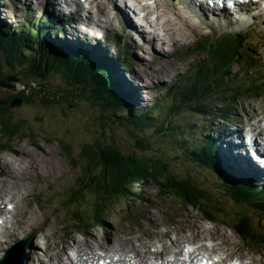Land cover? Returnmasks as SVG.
Segmentation results:
<instances>
[{
  "label": "rangeland",
  "instance_id": "obj_1",
  "mask_svg": "<svg viewBox=\"0 0 264 264\" xmlns=\"http://www.w3.org/2000/svg\"><path fill=\"white\" fill-rule=\"evenodd\" d=\"M24 1H26V3L29 2V0H0V24L10 27L12 32L17 33L22 31L19 27L22 25L23 21L27 19V15L29 14H34L36 16L43 15L57 23V20L54 18V12L56 10V12L61 13L60 6L53 8V6L51 7L47 3L39 8V5H36L39 4L38 1L30 0V4L27 3L31 7L30 8L26 5L24 6ZM78 1L82 3V0ZM154 1L162 0H153L152 5ZM81 5H86L87 7L82 11V16L85 17L87 14L91 15V18L95 19L97 22L89 26L85 25L87 30L83 33H87L86 37L81 39L82 42L78 45L67 43V35L69 37V33H63L62 27V32L58 34L59 37L53 34L52 29H49V38L56 42H61L68 47H72L73 49H77L78 51L82 50L88 54L94 52L97 56L106 58L108 62L115 67L120 79L121 75L127 80L130 79L128 84L133 86L132 88L136 90L133 94V96H135L133 101L140 103V105H134L137 109L150 107L153 102L163 100L164 96L168 94L173 85L185 78L187 74L193 70L192 64L196 62V60L204 58L201 57L198 52L193 53V48L200 39L218 43L220 39L224 37V34L228 32L242 36V38L247 37V43L244 49L250 51L254 50L251 54L257 62L254 66L246 65L244 57L240 56L239 62L236 63L238 60H235L234 66L229 71L230 74H232V78L236 80L237 85H241L248 89L254 86L255 81L259 80L260 84L257 86L259 90L252 89L247 93L244 92L240 96L239 107L233 109L234 114L231 115L230 118H225L222 121L219 120L217 118L218 116L215 114L205 117L200 113L184 112L179 115L178 124H172L165 135H162L161 132H156L155 128H148L144 131L138 130L137 134H139V136L148 138L150 146L145 149L137 144L135 137L131 133L132 127L106 123L103 117L106 115V112L103 111L100 106H95L89 101L82 99L80 90H74V94L68 92L67 89H71V87H68L66 81L60 74L53 75L51 79L44 84L37 81L38 85L35 91L32 92V89H26L21 83V79H25L21 68L16 71L10 70L5 64L0 70L4 72V77L0 81L5 79V75H16L20 79V84L16 83L19 89L18 92L0 87V99H6L13 94L19 93L21 90L29 92L28 94L32 92V97L34 99L31 102L22 100L20 105H11L8 109L9 115H11L14 120L23 123V134L25 133V135L20 134L16 136L10 144L8 143L9 145L7 147L9 150L0 152V186L2 182L6 180L0 187V194L4 195L6 192L11 191L14 193L12 197L13 201H16L17 195H22L23 197L20 198L18 202H15L17 208L14 206L15 204H9V202L0 205V210L3 209L5 211L7 208L12 210L10 211V215H6L8 221L6 222V226H9L11 231L14 230L12 232H15L12 244H7L5 249H3L4 246H2L0 260L15 246V244L27 238L30 240L26 245L25 253L21 256L15 254L19 257L15 264L34 263L30 260L31 258L33 260V257L36 258L33 252H36L35 245L38 246L37 242L40 244L38 249L41 248V254L45 252L50 253L47 255L51 260L48 261L47 264H84L85 260L83 259L82 252H84L83 246L86 245V242L90 243L88 247L89 253L92 255L98 253L97 256H99L100 253L102 254V256L98 258L100 262L112 264L113 261H115V264H120L121 262L126 263V261L128 263L130 260V262L139 264L134 256V251H127V249L124 250L120 248V245L132 246L130 244L131 241H133L139 251L141 249L144 250L143 245L145 243L148 244L149 252L153 257H148L147 260L151 259V261H146L145 263L157 264V260L160 262L163 261L158 251H164L168 248L171 249L169 253L164 252V254H167L164 256L166 262H168V260L174 261L176 258L180 259L182 253L186 254L185 244L194 242L197 235L200 234V236L204 237L203 240L195 242L197 246L201 245V253L217 252L224 258H227V260L239 258L246 262L252 260L254 262L253 264H264V242L249 248L244 244V239L241 235L225 223V221H227L229 224L234 220L236 222H241L244 213L247 212L248 216L251 217V220L248 219V221H251L250 224L254 223L253 227L256 228L255 233L257 236L261 237L264 235V213L254 211L248 207L240 208L235 198L231 196L228 197L229 192L227 191V184L220 179V174L214 170L215 167L213 169L205 168L197 161H194L191 155L188 154L191 151L189 148L192 144L195 145L200 143L201 146H204V140L207 141V143L209 142L206 135L208 133L212 134L214 136L212 144L216 150L215 158L216 161H218L220 170H228L229 168L233 173L239 172L240 175H243L244 171L237 170L234 165L227 163L223 156L227 157L228 155L223 154V152V156L221 155L218 150L215 136L220 135L221 138H226L224 146L228 151L230 149L228 147V140L230 138L233 142V147L229 151L230 154L241 157L245 162L247 161L245 155L248 151L246 150V143L245 140L244 142L242 141L238 131L234 129L242 128L244 134L243 138L245 139L251 125L256 126L253 129V133L261 131L260 129L262 126L257 121L261 120L264 126V20H256L257 17H253L256 12L262 14L264 11H260L258 7H253L251 12L237 15L236 17L238 18L242 16V18L246 19L243 21V24H247L251 20L253 21L252 24L245 26L243 29H241L242 27L240 26L242 23L240 25L236 24L231 26L232 24L229 22L230 27L223 24L222 28L219 27V22L217 20H212L214 26L213 30L202 27L200 28L201 32L191 34L189 44L176 45L170 42L169 45H166V50L161 51L162 48L157 46V41L154 42V45L146 44L144 49H132L129 41L130 36L137 42H142L143 36H139L137 31L130 32L127 29L124 30L123 24L117 19L115 20V30L109 28L111 27L109 26L110 18L115 15L114 13H116L117 6L124 5L123 1L88 0L87 3L83 2ZM36 7L38 9H35ZM109 10L112 11L110 18L108 16ZM136 10L138 9L136 8ZM228 12L217 11L216 14L221 15ZM209 15L212 14L210 13ZM58 17L61 18L62 15L59 14ZM149 19L154 20L155 18L150 16ZM233 19H235V16ZM219 20L222 22V17H219ZM32 25L34 28L38 29L39 25ZM57 26L61 25L57 23ZM27 27H29V25ZM138 29L140 31L142 30L139 24ZM240 29L243 30L241 34L239 33L241 31ZM73 30L75 31L76 28H73ZM38 31L40 35V29ZM78 34L77 37H80ZM128 34H130V36ZM166 35L168 37L172 34L167 33ZM166 35L163 37L166 38ZM89 37H93L95 42H92ZM92 45H100V48H93L95 50H91L92 48L89 46ZM101 45L102 48L108 52L104 53ZM126 46L129 48V56L141 62L139 66H137L139 62L135 64L137 66V78L136 75L130 78V73L127 74L131 64L132 66L134 64L132 58L125 60V57L128 56L125 52ZM219 46H221V44H219ZM116 57L122 59L121 61L125 66L123 64L119 65L118 62L112 60H117ZM123 59L125 61H123ZM161 59L162 61L166 59L167 64L162 65V62L158 64V60ZM156 66L159 67L156 68ZM163 68H165V70ZM131 74H133V71H131ZM135 79L138 81L136 85L133 84V80ZM30 84L34 85L35 81H30ZM213 102H217V100ZM75 103H77V105ZM71 104H73L74 107L71 106ZM168 104V102L161 103L160 109L158 108L155 110V113L159 114L160 118L163 120L167 118L169 109ZM118 114L120 115L123 113L119 112ZM227 125L230 129L229 134L226 131L224 132V127ZM245 125H247V128L244 130L243 126ZM96 138H101L105 140L106 143H111L114 146L120 147L124 152H135L139 156L151 157L149 159L162 158L169 164L174 174L185 176V180H187L189 184H191L189 181L190 178L192 181H197L200 185L205 187L206 191L209 192V194L207 193L209 200H213V206L221 207L223 212L215 213L219 215V218L215 216V221H212L206 217L201 206V210L192 205L184 206L174 195L167 197L163 196L160 189L150 182L147 185H137L136 188L129 191L124 197L113 200L112 205L110 204L103 213H101L102 210L99 211V216L102 217V219L99 218L97 221L98 223L89 220V216L94 215L91 209L93 196L90 193L85 194L84 201L69 206L65 204L67 200L66 191L75 186L81 176V171L79 167H74L72 165L74 159L68 158L65 155L61 140L63 143L69 145L73 153L72 157L77 158L81 152L82 146ZM221 160H223V162ZM81 162L85 164V159L82 158ZM230 162L236 163L235 161ZM7 173L9 174L7 175ZM21 177L22 179H19ZM14 179L21 181L30 191L24 194V191H27V189L15 188L14 186L12 188L9 186L6 187V184L10 181H14ZM250 179H253V177ZM252 183L253 184H249L247 182L245 186H254L258 182L255 183L252 181ZM259 184H264V182H260ZM22 191L23 194H21ZM74 205H79L77 207H79L80 216L87 220L86 227L82 230L73 223L75 221L71 213L72 206ZM32 206L33 208H30ZM34 206L39 210L41 215ZM106 207L107 206L103 208ZM23 209H28V211ZM150 213L154 214L153 218L149 217ZM1 214L0 221L5 218V215ZM46 214L47 216L45 217ZM22 217L27 218V220L22 223L23 225L19 223ZM155 221L158 222V226L154 224L156 223ZM169 230L172 231L170 239L173 241L179 236H183L186 240H189L188 242L185 241L186 243L182 242L180 244L182 245L181 247H183L185 243L184 252L182 251V253L179 254V244H177L178 246L176 244L172 245L168 243L165 238H161V235ZM31 231L38 233L34 234ZM43 234L48 235V238H44ZM37 235L40 236L37 237ZM88 236L90 237L87 238ZM75 239L78 240L71 244ZM83 239H85L84 242L82 241ZM181 240L183 239L181 238ZM92 241L93 244L91 243ZM119 243L120 245H118ZM101 245H107L106 249L108 252L103 250L104 248L98 247ZM111 245L119 249L120 256L123 255L122 260H120L118 256L110 254L115 252L109 248ZM61 248L63 249L62 256H60L61 251L56 254L54 253ZM37 254L39 256L36 259L40 260V253ZM174 255H178V257ZM130 257H132L133 261H131ZM40 263L43 264V262ZM37 264H39L38 260Z\"/></svg>",
  "mask_w": 264,
  "mask_h": 264
},
{
  "label": "trees",
  "instance_id": "obj_2",
  "mask_svg": "<svg viewBox=\"0 0 264 264\" xmlns=\"http://www.w3.org/2000/svg\"><path fill=\"white\" fill-rule=\"evenodd\" d=\"M47 21L49 20L40 21L38 29L34 28L32 24L38 25V20L29 14L19 27L22 31L17 33L12 32L10 27L0 24V70L5 64L10 70L16 71L21 68L25 78L21 79V83L30 90L36 88L37 81L44 84L53 75L60 74L68 87H71L67 89L68 92L74 94V90H80L82 99L100 106L106 112L103 116L106 123L132 127L131 133L137 144L145 149L150 146L148 138L139 136L138 130L155 128L156 132L165 135L172 124H178V117L184 112L200 113L205 117L215 114L222 121L234 114L233 109L239 107L240 96L244 92L247 93L252 89L259 90L257 87L260 84L259 80L248 89L237 85L236 80L232 78L229 71L234 66L235 60H238L236 63L239 62L240 56L244 57L246 65L254 66L257 62L251 54L254 50L244 49L247 37L228 34L218 43L208 40L199 41L193 52H198L204 58L192 64L193 70L173 85L163 100L153 102L150 107L137 109L134 105H140V103L134 102L127 94L115 67L106 58L97 56L94 52L88 54L82 50L78 51L50 39L48 32L53 28L52 22L47 23ZM65 22L67 24L70 19ZM62 25L65 28L63 23ZM53 34L59 37L57 30ZM112 60L119 65L123 64L122 59ZM125 60H128V56ZM3 77L4 72L0 71V80ZM32 80L35 81L34 85L30 84ZM32 92L28 94L29 92L21 90L6 99H0V152L9 150L7 146L12 140L23 134V123L14 120L8 113L12 101L15 98H21L23 101L31 102L33 101ZM214 100L217 102H213ZM164 102L169 103L165 120L155 113V110ZM71 106L74 107L73 104ZM119 112L123 114L119 115ZM211 135L209 133L206 135L209 142L204 140V146L200 143L192 144L188 154L205 168L215 167L214 170L220 174V179L227 184L228 197L235 198L240 208L248 207L264 213V188L260 189L257 185L245 186L242 175L238 172L233 173L229 168L221 171L215 158L216 150L212 144L214 139L210 138ZM61 144L65 155L74 159L72 165L79 167L81 171L78 182L66 191L65 204L69 206L84 201L85 194L90 193L93 196L91 209L94 215L89 216V220L95 223H98L99 218L102 219L99 211L102 210L101 213H103L110 204L112 205L113 200L124 197L137 185H147L150 182L160 189L163 196L174 195L184 206L192 205L195 208L198 207L197 209L201 206L206 217L212 221H215V216L219 218V215L215 213L223 212L221 207L213 206V200H209L207 196L209 192L205 187L189 178L191 186L185 180V176L174 174L169 164L162 158L149 159L151 157L139 156L135 152H124L120 147L106 143L101 138L85 143L80 154L75 158L72 157L73 153L69 145L62 140ZM82 158L85 159V164L81 162ZM228 164L232 165V163ZM77 206L79 205L72 206L71 215L75 221L73 223L82 230L86 227L87 220L80 216ZM105 206L107 207L103 208ZM248 219L251 220V217L246 212L241 222L234 220L232 223L228 224L227 221L225 223L241 235L245 245L252 247L264 242V235L257 236L256 228L253 227L254 223L250 224L251 221L249 222Z\"/></svg>",
  "mask_w": 264,
  "mask_h": 264
},
{
  "label": "bare ground",
  "instance_id": "obj_3",
  "mask_svg": "<svg viewBox=\"0 0 264 264\" xmlns=\"http://www.w3.org/2000/svg\"><path fill=\"white\" fill-rule=\"evenodd\" d=\"M36 1H38V3H39V4H36V5H39V8H41L42 6H44L47 3H48L49 6H51V7L53 6V8L56 7V6H60L61 7V13L56 12V10L54 12V18L57 20V23L60 24L61 26H57V23L54 20H51L49 17L43 16V15L36 16V20H38V25H39L40 21L43 22L44 19L45 20H49V21H47V23L48 22L49 23L52 22V28H53L52 30H53V32H55L57 30V33L58 34H60L62 32V29L64 31L63 33H65V34H68L69 33V37L67 35V40L68 41L67 40L66 41H67V43L69 42L72 45H78V44H80L82 42L81 39H83V38L86 37V33L87 32L86 33H83L84 31L87 30V28H85L86 26H89L90 24L97 23L95 21V19L91 18V15H88L87 14L85 17L82 16V11H84L85 8H87V7H86V5H81L82 3H79V1H77L75 3H72L71 0H68V2H66V3L65 2H61V0H36ZM83 1L85 3L88 2V0H83ZM121 1H123V4L124 5L123 6L119 5L117 7L116 13H114L115 15H113L112 18H110L112 11H110V10L108 11V16L110 18V20H109V26H111L109 28L110 29L112 28V29L115 30V27H116L115 20L116 19L123 24L124 30L127 29L130 32H135V31H133L134 30L133 27H135L136 30H137V32L139 33V36H143V41L142 42H137L136 40H134L130 36V34H128L130 36V40L129 41H130V46H131L132 49H137V48L144 49V47H145L146 44H153L154 45V42L155 41H157V43H156L157 46L162 48V50L159 49L161 51L166 50L165 47H166V45H169L170 42H173L176 45L189 44L190 43V40H191V34L201 32L200 28L206 27V28H209V29H212V30L214 29V26L212 24V20H217L219 22V27H222L223 23H225V24L228 23V19L230 18L231 15H233L231 13H229V14L223 13L225 15L223 16L224 17V20L222 21L223 22L222 23L219 20V17H221V16L219 14H216L217 10H212V7H211L208 10V12H209V14L211 13L212 15H209L206 11H204V8L203 7L199 8L195 4V0H176V1L175 0H173V1L172 0H166V1L162 0V1H154V4L153 5H152L153 0H121ZM23 3H24V6L26 5V6L30 7L27 4V3L30 4V0L27 3H26V1H24ZM136 8L138 10H136ZM35 9H38V8L36 7ZM127 10H135V11L139 12V14L142 15L144 22L142 21L141 24H140V27L142 28L141 31L138 29L137 24L132 19L131 15L129 14V12ZM259 10L260 11H264V7H262L260 5L259 6ZM251 11H252V5H250V4H248L247 6L246 5L245 6H241L237 10V12H251ZM59 14L62 15L61 18L58 17ZM223 14H221V15H223ZM135 16H137V14ZM150 16H153L155 19L154 20H150L149 19ZM253 17H257L256 20H258V19H263L264 20V13H262V14L255 13L253 15ZM69 19H70V22H67V24H66L65 21L66 20L68 21ZM229 22H231V24H232L231 26H234L236 24H241L239 18L238 19L230 20ZM62 23L65 25V28L62 25ZM61 27H62V29H61ZM73 28H76V30H75L76 32L73 30ZM156 29H158V30H156ZM78 33H83V34H78ZM167 33H170L172 35L167 37V35H166ZM77 34L80 37H77ZM165 35H166V38L163 37ZM89 39L92 42H95V40H94L93 37H89ZM59 40H61V39H59ZM83 42H84V40H83ZM98 46L100 47V45H96V46H93L92 45V46H89V47H91L92 50H93V48H97ZM101 48H102V45H101ZM88 49H90V48H88ZM125 51H126V49H125ZM103 52L105 53V52H108V51H106L105 49H103ZM126 52L129 53V48L127 49ZM128 58H132L133 59L132 62H133L134 65L132 66V64H131V66L129 67V70L127 72V74L130 73L129 74V77L130 78H131V76L134 77V75H136V78H137L138 77V74H137L136 68H137V66H139V64L141 62L136 61L134 57L129 56V55H128ZM166 59H168V58H166ZM166 59H163L164 61H162V59L161 60H158V64H159V62H162V65L167 64V60ZM145 62H147V61H145ZM136 63H138L137 66L135 65ZM158 67L159 66H156V68H158ZM160 68H161V66H160ZM131 69H133V70H131ZM163 69L165 70V68H163ZM131 71H133V74H131ZM119 75H120V73H119ZM129 80H127L124 76L121 75V81L123 83V87L125 88V91L127 92V94L130 95L131 99H134L135 96H133V94L136 92V90L134 88H132L133 86H131L130 84H128ZM138 80H139V78H138ZM133 82H134L133 84H135V85L138 83V81L136 79L133 80ZM142 88H144V87H142ZM32 90L35 91V88H33ZM257 122H259L261 124V126L263 127V128L261 127V129H260L261 131L254 132L253 133V129L256 126L255 125H251L250 126V129L251 130L250 129L248 130V134H247V136H245V139L243 138L244 137V134H243L242 128L241 129L240 128L234 129V130H237L238 131V134L242 138V141L244 142V140H245V143L246 144H247V139H246L247 137H250L251 138L254 146H256L257 144H260V145L264 144V126L262 125V121L261 120L260 121H257ZM243 128L245 130L247 128V125L243 126ZM225 131L228 132V134H229L230 129H229V126L228 125L226 127H224V132ZM219 136H215L216 137L217 146H218V150H219V152L221 153L222 156H223V154L228 155L227 157L226 156H223L226 159L227 163H231L230 161H235L236 163L235 164L232 163V165L237 166L238 168L242 167V168L249 169L251 173L244 179L245 181H247L251 177H253V179H251V180H253V182H255V183L258 182L257 184H259V181L260 182H264V167L263 166H260V165H257L255 163L256 161H253L252 160V156H250L249 151H247V153L245 155L246 158H247L246 159L247 161L244 162L241 157H239V156H233V155L230 154L229 151L233 147V142L231 141V139L229 138V140H228V147L230 148L229 151H228V149H226V147H225V150H224V143H225L226 138H221V136L219 138ZM210 138L211 139H214V136L211 135ZM248 148L249 147H247V150H248ZM222 152H223V154H222ZM255 152L256 153L259 152V149L257 147L255 148ZM263 156H264V154H263ZM221 161L223 162V160H221ZM8 174L9 173H7V175ZM13 175H14V172H13ZM22 177L19 178V179H22ZM5 181L2 182V185H3V183ZM248 183L249 184H253L252 182H248ZM8 186L10 188H12L14 186L15 188L27 189V191H24V194H26V193H28L30 191L18 179H14V181L8 182L6 184V187H8ZM21 194H23V191L21 192ZM13 196H14V193H12L11 191L6 192L4 195H1L0 194V197H1L0 205L3 204V203L5 204L7 202H9V204L10 203L15 204V202H18V200L23 197L22 195H17L16 201L15 200L13 201V198H12ZM24 197H25V195H24ZM23 201H24V198H23ZM14 206L17 208V205L16 204ZM30 208H33V206L30 207ZM30 208H28V209H30ZM28 209H23V210L28 211ZM37 211L39 212L38 209H37ZM1 213L2 214H5V215H8V214L10 215L11 214V212L9 210H7V211L5 210L4 211L3 209L0 210V214ZM39 214H40V212H39ZM46 216H47V214L45 215V217ZM153 216H154V214L150 213L149 217H152L153 218ZM26 220H27V218H23L22 217L19 220L20 221L19 223L21 225H23L22 223H24ZM154 224L156 226L159 225L158 222H156ZM8 228H9V226H6L5 227V231L2 234L3 237L0 240V249L2 248V246H4L3 249H5L6 246H7V244H10V243L12 244V241L14 240V236L13 235L15 234V232H12L14 230L11 231V228H9V229ZM53 229L56 230L55 228H53ZM32 233L35 234V233H38V232H32ZM171 233H172L171 230L166 231V232H164L163 235H161V238H165L168 241V243H170L172 245L173 244H176V245L179 244L180 251L182 252V248H184V246L186 245L185 244L186 243L185 241L188 242L189 240H186L185 237H183V236H181V237L179 236V237H177L173 241L172 239H170ZM38 236H40V235H37V237ZM43 236H44V238H48V235H46V234H43ZM4 237H8V238H4ZM89 237L90 236H88L87 238H89ZM151 237H153V236H151ZM181 238L183 240H181ZM203 238L204 237L203 236H200V234H199V235H197L195 241H202ZM18 239H20V238H18ZM76 240H78V239H75L71 244L75 243ZM82 241L84 242L85 239H83ZM182 242H185L184 243L185 245L183 244V247H181L182 245H180ZM91 243L93 244V241ZM37 244H38V246L40 245L38 242H37ZM130 244L132 246L129 245V247L128 246H122V245H120V243L118 245H120V248H123L124 250L127 249V251L128 250L134 251L135 252L134 253L135 254L134 256L138 260L137 263H139V264H147V263H145L146 261H151L150 258H149L150 260H147L148 257H153L151 255V253L149 252V246H148V244L145 243L143 245L144 250L141 249L140 251L137 249V246L134 245L133 241H131ZM150 244H151V242H150ZM38 246L35 245V249H36L35 251L36 252H33V253H35L36 258H38V256H39L37 253H40V260L39 259H36L35 257H33V260L31 258L30 261L34 262L32 264H37V260L39 261V263L40 262H43V264H47V262L51 260V259L48 258V255H47V254H50V253L45 252L44 254H41V252H42L41 251V248L38 249ZM89 246H90V243H88V242H86V245L83 246V251L84 252H82V253H83V259L85 260V263L84 264H98V260H99L98 258H100L102 256V254L100 253L99 256H97L98 253L96 255L95 254L92 255L88 251L89 250L88 249ZM98 247H102V248H104L103 250H105L106 252H108L107 249H106L107 248V245H101V246H98ZM109 248L115 251L114 253H110V254H114L115 256H118L119 259L122 260V256L123 255L121 254L122 256H120V251H119L118 248H116L114 245H111ZM170 250L171 249L168 248V249H166L164 251H160V252L158 251V253H160L161 258L163 259V261H162L163 263L157 260V262H158L157 264H172V260L171 261L168 260V262H166V260H164V256L167 255V254H164V252L165 253H169ZM201 250H202V248H201V245H200V246H198L199 253H201ZM1 251H2V249L0 250V252ZM57 252H60V256L63 255V249L62 248L59 249L58 251H55L54 253L56 254ZM174 256L175 257H178V255H174ZM41 258H42V260H41ZM130 258H131V261H133L132 260V257H130ZM176 259L174 261H176ZM76 260H77V257H76ZM223 261H225V260L223 259ZM115 263L116 262L113 261L112 264H115ZM251 263H253L252 260H251Z\"/></svg>",
  "mask_w": 264,
  "mask_h": 264
},
{
  "label": "water",
  "instance_id": "obj_4",
  "mask_svg": "<svg viewBox=\"0 0 264 264\" xmlns=\"http://www.w3.org/2000/svg\"><path fill=\"white\" fill-rule=\"evenodd\" d=\"M16 83L20 84V79L16 75H9L6 76L4 80L0 81V87L6 89V90H12L14 92H18V86ZM17 99V100H16ZM12 106L15 104L20 105L22 103L21 98H15L14 101H12ZM2 103V102H1ZM30 239H25L20 244L16 246V248L21 249L23 253L25 252L26 244L29 242ZM14 255L11 251L8 252V256L5 257L3 261L0 262V264H14Z\"/></svg>",
  "mask_w": 264,
  "mask_h": 264
}]
</instances>
